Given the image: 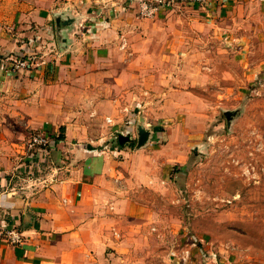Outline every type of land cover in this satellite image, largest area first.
I'll return each mask as SVG.
<instances>
[{
    "label": "crops",
    "instance_id": "obj_1",
    "mask_svg": "<svg viewBox=\"0 0 264 264\" xmlns=\"http://www.w3.org/2000/svg\"><path fill=\"white\" fill-rule=\"evenodd\" d=\"M205 3L199 18L212 28L197 34L170 23L175 15L139 19L129 13L110 14L96 30L86 25L80 32L83 18L77 17L83 15L69 16L76 22L66 28L60 3L0 0V231L17 228L23 236L19 245L0 239V264H89L111 240L119 214L132 221L143 212L127 192L169 175L185 160L208 117L191 103L205 100L194 91L201 87L197 68H215L242 53L232 39L227 45L220 40L225 47L190 44L191 33L197 41L220 39L239 20L238 0ZM32 45L45 51L44 61L35 69L7 71L5 59L35 50ZM261 69L264 60L253 68ZM77 104L87 109L88 121L93 113L118 117L115 132L126 110L141 105L145 111L135 112L126 140L117 141L120 151H98L81 140L89 126L80 129ZM35 131H60L61 138L48 151L52 173L25 189L16 172L28 160Z\"/></svg>",
    "mask_w": 264,
    "mask_h": 264
},
{
    "label": "rangeland",
    "instance_id": "obj_2",
    "mask_svg": "<svg viewBox=\"0 0 264 264\" xmlns=\"http://www.w3.org/2000/svg\"><path fill=\"white\" fill-rule=\"evenodd\" d=\"M207 1L36 0V4L60 3L67 15L66 28L76 22L77 15H83L77 17L83 18L80 32L87 26L96 30V25L102 26L110 14L116 17L129 13L139 19L175 15L178 17L170 21L175 27L189 26L190 32L202 34L212 28L199 18L203 13L199 8L204 9ZM238 1L235 17L245 23L235 21L233 31L227 28L220 39L206 33L208 39L197 41L194 33L189 34L190 44L200 43L207 48L220 44V40L227 45L232 39L237 49H242L235 58L231 53V61L215 64V68H208V64L197 68L201 87L194 91L206 102L191 103L194 109L201 107L208 115L198 125L200 139L190 140L185 160L170 169V177L160 176L154 183L150 181L127 192L130 199L143 204V212L132 221L119 214L116 229L110 230L111 240L89 264H264V69L253 70L264 60V0ZM146 4L157 8L151 18L141 16ZM71 15L76 17L69 20ZM180 15L185 16L183 22L178 21ZM33 47V51L25 50L32 60L28 69L37 68L46 56L45 51ZM77 105L80 129L85 131L89 126L81 140H89L98 151L119 150L118 133L127 136L126 128L135 119V112L142 116L145 111L141 105L136 111L133 107L124 109L126 115L115 132L112 124L118 122V117L107 122L108 115L93 113L88 121L87 109ZM35 134L44 135L49 143L29 149L28 160L16 172L24 179L16 183L25 189L35 187L39 183L36 179L52 173L48 151L61 135L60 131H35L30 137ZM125 147L133 152L128 143Z\"/></svg>",
    "mask_w": 264,
    "mask_h": 264
},
{
    "label": "built area",
    "instance_id": "obj_3",
    "mask_svg": "<svg viewBox=\"0 0 264 264\" xmlns=\"http://www.w3.org/2000/svg\"><path fill=\"white\" fill-rule=\"evenodd\" d=\"M194 2H203L204 0H192ZM157 10L156 7H150L147 4L144 6V9L141 13V16L143 18H151L154 16L155 11ZM148 12V13H146ZM25 50H21L20 53H18L16 56L8 57L7 63H6V70L12 73L19 72L24 69H28V66L32 63V60L27 57ZM107 122H110V120L107 119ZM118 136L125 137L124 134L119 133ZM27 144L28 149H32L36 146H47L48 140L45 138L44 135L41 134H35L30 137V140ZM0 239L6 241L7 243L11 245H19L22 243V234L19 230H15L13 228L0 231Z\"/></svg>",
    "mask_w": 264,
    "mask_h": 264
},
{
    "label": "water",
    "instance_id": "obj_4",
    "mask_svg": "<svg viewBox=\"0 0 264 264\" xmlns=\"http://www.w3.org/2000/svg\"><path fill=\"white\" fill-rule=\"evenodd\" d=\"M119 140H120V143H122L123 141L126 140V137H122V136H120V137H119Z\"/></svg>",
    "mask_w": 264,
    "mask_h": 264
},
{
    "label": "trees",
    "instance_id": "obj_5",
    "mask_svg": "<svg viewBox=\"0 0 264 264\" xmlns=\"http://www.w3.org/2000/svg\"><path fill=\"white\" fill-rule=\"evenodd\" d=\"M60 138H61V136L58 137V139H60Z\"/></svg>",
    "mask_w": 264,
    "mask_h": 264
}]
</instances>
